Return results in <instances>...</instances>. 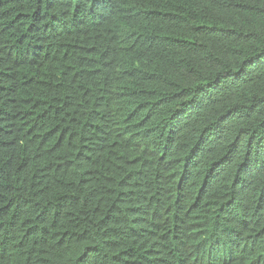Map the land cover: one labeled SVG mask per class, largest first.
Segmentation results:
<instances>
[{
	"label": "trees",
	"instance_id": "1",
	"mask_svg": "<svg viewBox=\"0 0 264 264\" xmlns=\"http://www.w3.org/2000/svg\"><path fill=\"white\" fill-rule=\"evenodd\" d=\"M0 264H264V0H0Z\"/></svg>",
	"mask_w": 264,
	"mask_h": 264
}]
</instances>
